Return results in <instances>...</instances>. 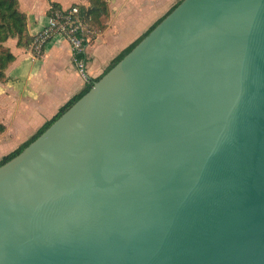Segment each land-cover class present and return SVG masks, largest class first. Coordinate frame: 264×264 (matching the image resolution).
Segmentation results:
<instances>
[{
    "label": "water",
    "instance_id": "water-1",
    "mask_svg": "<svg viewBox=\"0 0 264 264\" xmlns=\"http://www.w3.org/2000/svg\"><path fill=\"white\" fill-rule=\"evenodd\" d=\"M0 264H264V0H182L0 166Z\"/></svg>",
    "mask_w": 264,
    "mask_h": 264
},
{
    "label": "crops",
    "instance_id": "crops-1",
    "mask_svg": "<svg viewBox=\"0 0 264 264\" xmlns=\"http://www.w3.org/2000/svg\"><path fill=\"white\" fill-rule=\"evenodd\" d=\"M18 1L30 41L47 25L54 5L62 10L90 5L88 0ZM168 1L173 6L177 0H108L109 15L100 22L105 28L88 37L86 77L75 67L71 47L60 36L46 45L41 57H35L31 43L19 46L18 39L8 40L5 46L15 60L5 72L6 80L0 81V123L6 128L0 135V160L31 139L84 89L88 79L101 78L110 63L157 22Z\"/></svg>",
    "mask_w": 264,
    "mask_h": 264
},
{
    "label": "trees",
    "instance_id": "trees-1",
    "mask_svg": "<svg viewBox=\"0 0 264 264\" xmlns=\"http://www.w3.org/2000/svg\"><path fill=\"white\" fill-rule=\"evenodd\" d=\"M89 7H80V17L83 19L85 24L88 26L89 31L92 33L94 30L95 23H99L100 29H104V25L101 24V19L109 15V4L107 0H88ZM182 1V0H181ZM178 2L165 16L159 19L141 38H139L135 43L129 46L127 49L122 51L108 66L104 74L110 71L116 64H118L131 50L143 39L145 38L154 28L162 22V20L169 15L180 3ZM51 12L54 9H58L54 5ZM50 12V14H51ZM10 39H18L19 46H27L33 43V39L30 41L27 31V18L24 13L19 9L18 0H0V81L6 80V70L9 65L14 62L15 56L11 51L5 46V43ZM88 43H85L87 46ZM78 57L85 62V53L78 55ZM103 74V75H104ZM100 79V78H99ZM96 80H87L84 89L71 98L63 107L60 108L58 113L27 142L19 146L18 149L10 153L9 155L3 157L0 160V166L4 165L17 155H19L27 146H29L34 140H36L44 131H46L63 113H65L74 103L81 99L89 90L93 87ZM6 128L0 123V135L5 132Z\"/></svg>",
    "mask_w": 264,
    "mask_h": 264
},
{
    "label": "built area",
    "instance_id": "built-area-1",
    "mask_svg": "<svg viewBox=\"0 0 264 264\" xmlns=\"http://www.w3.org/2000/svg\"><path fill=\"white\" fill-rule=\"evenodd\" d=\"M91 32L80 17L79 6L69 9H54L49 15L47 25L33 38L32 50L35 57H41L46 45L56 36L67 41L71 47L73 63L79 73L86 77V64L78 55L85 53Z\"/></svg>",
    "mask_w": 264,
    "mask_h": 264
},
{
    "label": "rangeland",
    "instance_id": "rangeland-1",
    "mask_svg": "<svg viewBox=\"0 0 264 264\" xmlns=\"http://www.w3.org/2000/svg\"><path fill=\"white\" fill-rule=\"evenodd\" d=\"M108 1V0H107ZM181 0H177L176 1V3L173 5V6H171V1H168V3L167 4H165V5H163L162 7H161V11L163 12L160 16H159V18L157 19V21L159 20V19H161L163 16H165L178 2H180ZM94 30H92V34L93 33H97V32H101L103 29H100V27H99V23L97 24V23H95V25H94V28H93ZM145 32H143L142 34H141V36L144 34ZM91 34V35H92ZM140 36V37H141ZM139 37V38H140ZM138 38V39H139ZM137 39V40H138ZM136 40V41H137ZM33 48V47H32Z\"/></svg>",
    "mask_w": 264,
    "mask_h": 264
}]
</instances>
